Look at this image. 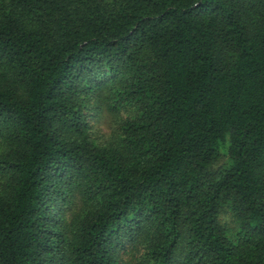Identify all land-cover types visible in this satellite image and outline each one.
I'll return each mask as SVG.
<instances>
[{
	"label": "trees",
	"instance_id": "trees-1",
	"mask_svg": "<svg viewBox=\"0 0 264 264\" xmlns=\"http://www.w3.org/2000/svg\"><path fill=\"white\" fill-rule=\"evenodd\" d=\"M0 264H264V0H0Z\"/></svg>",
	"mask_w": 264,
	"mask_h": 264
},
{
	"label": "rangeland",
	"instance_id": "rangeland-1",
	"mask_svg": "<svg viewBox=\"0 0 264 264\" xmlns=\"http://www.w3.org/2000/svg\"><path fill=\"white\" fill-rule=\"evenodd\" d=\"M104 125H106V122L104 121V119H103V122H102ZM97 127V126H96Z\"/></svg>",
	"mask_w": 264,
	"mask_h": 264
}]
</instances>
